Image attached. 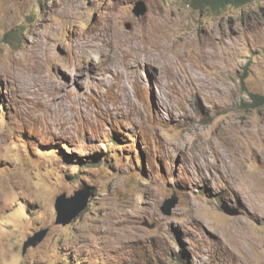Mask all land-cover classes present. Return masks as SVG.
<instances>
[{
  "label": "rangeland",
  "instance_id": "374dc122",
  "mask_svg": "<svg viewBox=\"0 0 264 264\" xmlns=\"http://www.w3.org/2000/svg\"><path fill=\"white\" fill-rule=\"evenodd\" d=\"M201 5L0 0V264H264V0ZM112 18L173 42L174 61L118 78L79 62L75 42ZM51 76L61 103L46 102ZM199 151L211 162L194 161ZM233 169L255 187L235 191L223 178ZM84 189L86 208L57 224L58 197Z\"/></svg>",
  "mask_w": 264,
  "mask_h": 264
},
{
  "label": "bare ground",
  "instance_id": "6f19581e",
  "mask_svg": "<svg viewBox=\"0 0 264 264\" xmlns=\"http://www.w3.org/2000/svg\"><path fill=\"white\" fill-rule=\"evenodd\" d=\"M74 14H76L75 11L68 13V16L74 17ZM107 20L108 21L106 25L103 26L102 31L99 34L92 33L93 35L91 36L89 35L88 37L87 36L83 37L78 42L76 41L74 44L75 49L77 51L76 54L77 55L79 54L81 56L80 58V56L78 55L80 58V60L78 61L82 62L83 59H88L90 61L91 67H93L95 71L97 69H101V70L106 71L107 73H111V75H113L115 78H118L120 71L125 72L128 65L130 67L131 66L138 67L141 64H147L149 62L157 61V60L170 59V61H174L173 60L174 57L177 56L176 46L173 42L164 41V42L157 43V42H152L146 38H139L138 36L136 37L129 36V34L127 35V34H124V32H121L118 21L114 20L113 18L107 19ZM95 55L97 56V58L94 57ZM75 74L77 76L76 77L77 79L75 78V82L78 83L80 82L79 77L84 76V73L76 72ZM117 84H118V81L116 83L115 82L112 83L111 81V84H109L110 89L113 88L114 90V87ZM47 88H48L47 90L48 96H47V101H46L47 103H51L52 100L60 101V103L63 100H66L64 97H57L60 94V91H62V84L59 81V77L51 76L47 82ZM51 89H57V91L55 92L53 91L54 93H49ZM114 93H115V90H114ZM67 94H69L75 100L81 99L73 90H70ZM67 102H69L68 99L66 103ZM214 154L216 155V152ZM210 157H211V154L208 151H199V154L193 153V160L197 162L203 159L204 161L210 163L211 162ZM195 167L197 166L195 165ZM245 174H242V172L239 173V170L237 171V169H233L228 175H226L223 172V178L225 182H227L232 188L237 189L238 187V188H241L240 189L241 191H243L249 186L251 185L253 186L252 183L254 181L253 178L247 175L248 173L246 175ZM255 183L256 182H254V184ZM254 187L255 185L253 186V188ZM235 191H238V189ZM245 191L247 192V190ZM260 192H257V193H260ZM156 196H157V193L154 194V197ZM192 209L195 212L198 211V209L194 205Z\"/></svg>",
  "mask_w": 264,
  "mask_h": 264
},
{
  "label": "water",
  "instance_id": "95a60500",
  "mask_svg": "<svg viewBox=\"0 0 264 264\" xmlns=\"http://www.w3.org/2000/svg\"><path fill=\"white\" fill-rule=\"evenodd\" d=\"M148 12V7L144 2L138 3L137 8L135 9V14L137 16L145 15ZM90 197L89 189H84L79 192H76V195L73 197H68L66 194H63L58 197L56 203V209L59 213L57 224L67 225L72 220H74L87 206L88 200ZM178 197L174 196L173 198L166 201L163 210L164 213L170 215L172 210L178 204ZM223 210L226 214L231 216H237L239 213L232 210L229 206L224 205ZM48 233V230H42L36 233L34 236L30 237L24 244V253L30 247L37 246L40 242L44 240Z\"/></svg>",
  "mask_w": 264,
  "mask_h": 264
},
{
  "label": "trees",
  "instance_id": "16d2710c",
  "mask_svg": "<svg viewBox=\"0 0 264 264\" xmlns=\"http://www.w3.org/2000/svg\"><path fill=\"white\" fill-rule=\"evenodd\" d=\"M193 6L202 7V3L205 6L213 8L215 10H222L228 5H240L243 2H248L249 0H189ZM255 98L258 102H264V96L262 95H255Z\"/></svg>",
  "mask_w": 264,
  "mask_h": 264
}]
</instances>
